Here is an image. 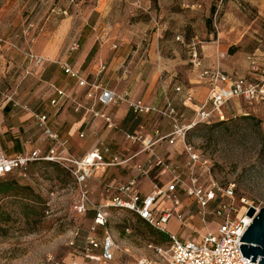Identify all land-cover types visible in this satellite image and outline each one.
I'll return each instance as SVG.
<instances>
[{"label":"rangeland","instance_id":"374dc122","mask_svg":"<svg viewBox=\"0 0 264 264\" xmlns=\"http://www.w3.org/2000/svg\"><path fill=\"white\" fill-rule=\"evenodd\" d=\"M108 25V36L100 41L106 47L101 57L108 63L121 58V67L142 82L190 86L197 78L190 55L194 45L203 66L240 73L250 83L264 81V0H0V103L15 104L23 92L22 72L31 64L25 55L63 56L74 41ZM13 51L18 55L11 58ZM226 111L225 121L197 123L186 132L185 142L206 161L196 166L200 185L233 187L234 199L222 197L221 203L225 215L236 218L248 206L264 207V100H234ZM150 155L138 162L154 183L166 176L159 175L156 157L178 166L188 180L190 166L182 146ZM1 186L12 191L0 194V264L69 263L70 240L78 232L81 241L93 216L92 211L86 216L73 211L80 187L70 172L57 162H32L26 176L1 178ZM217 205H211L206 217L210 230L221 222ZM191 210L199 220L196 229L205 232L196 204ZM169 227L181 240L192 231L181 224ZM108 229L136 256L152 255L146 246L156 238L133 214L111 211Z\"/></svg>","mask_w":264,"mask_h":264},{"label":"crops","instance_id":"0c3cea01","mask_svg":"<svg viewBox=\"0 0 264 264\" xmlns=\"http://www.w3.org/2000/svg\"><path fill=\"white\" fill-rule=\"evenodd\" d=\"M101 32L102 30H99L93 35L83 36L81 41L78 40L79 49L71 51L70 46L63 56L50 58L46 55L45 57L25 55L24 61L27 60L31 64L26 71L22 72L21 80H25V84L18 101H15L21 106L9 102L0 103L1 155L32 157L37 153L36 159L29 163L46 161L42 158L50 155L56 142L44 138L37 115H47L49 127L57 134L59 142L65 143L64 148H58L57 151V154L63 157L81 160L97 148H109V153L103 154L104 161L111 163L114 158H117L118 162L114 165L97 167L85 182V189L95 204L107 202L116 194L119 186L132 180H136L137 189L142 195H148L155 184L160 187L167 186L172 178L168 171L157 165V161L165 156L159 155L162 159L156 157L158 160L155 165L161 167L159 175L166 174V176L155 183L149 176V170L138 162L139 157L158 154L162 148L170 151L172 147H175L178 150L182 145L169 143L170 138L167 136L172 133L173 127L168 119L154 114L136 115L126 103L103 105L98 101L100 92H97L93 98H89L88 94L93 90L89 87H80L76 79L66 75L62 68L64 63L78 71L80 76L91 85L95 84L119 94L128 93L131 99L142 100L147 105L158 108H164L168 102H171L182 115V125H188L195 119V109L205 102L208 96V87L196 71L197 78L190 81V86L179 84L171 86L169 81L159 82L148 79L142 82L136 79L133 71L121 67V58L114 57L112 62L108 63L101 57L106 49L99 40ZM15 55L18 53L13 51L11 58ZM37 57L43 60L37 62ZM103 64L106 69L101 71ZM204 67L213 68L215 66L204 65ZM225 72L233 76L244 77L240 73ZM17 86L19 88L20 85ZM177 87L181 88L180 92L176 91ZM56 89H62L66 97L58 106H53L51 102L58 99ZM188 96H191V101L187 100ZM9 100H12V97H9ZM22 106H26L27 109ZM94 112L109 116L113 121V128H108L106 121L101 117H96ZM161 120L164 122L159 124ZM114 129L116 130L113 131ZM124 135L126 137L136 135L140 137V140L124 141ZM149 143H151L150 147H148ZM174 163L176 162L172 164ZM149 166L151 168V165ZM121 172L127 175L126 179L120 175ZM182 192L180 194L187 225L194 229L196 225L199 226V220L191 210L195 202ZM182 196L185 198L182 199ZM162 204L164 206L160 207L163 209L172 206L168 201H163ZM93 219L92 216L91 223ZM171 224L179 225L180 223L171 219L167 227L169 233H172L169 230ZM192 236L189 234V239L194 238ZM199 238L195 237V239ZM185 239L187 238L183 240Z\"/></svg>","mask_w":264,"mask_h":264},{"label":"built area","instance_id":"2783aa9c","mask_svg":"<svg viewBox=\"0 0 264 264\" xmlns=\"http://www.w3.org/2000/svg\"><path fill=\"white\" fill-rule=\"evenodd\" d=\"M108 33L109 25L103 28L99 40L105 41ZM79 47L77 40L72 43L70 50L75 51ZM113 48H117V46L113 45ZM190 55L194 71L208 87V96L206 101L195 109L196 117L188 125L181 124L182 115L178 113L171 102H168L164 108L147 105L142 100L131 99L128 93L119 94L95 84L91 85L68 64L64 63L62 65L65 74L76 79L80 87H89L93 90L88 94L89 98H93L97 92H100L98 101L103 105L126 103L136 115L154 114L168 119L173 127L172 133L167 136V138H170L169 143L171 145L182 144L190 166L188 180L186 181L178 166L168 165L162 160H158L157 165L162 166L172 175V180L167 186L160 187L155 184L148 195H142L137 189L136 180H132L119 186L116 189V194L107 202L95 204L91 201L88 191L85 189L87 178L97 167L114 165L118 162V159L114 158L111 163L104 161L103 154L109 153L107 147L97 148L81 160L66 158L57 154L58 148H64L65 143L59 142L57 134L49 127L47 115H37L44 138L56 142L55 147L50 151V155L42 159L62 164L80 187V199L74 204L73 211L80 216H86L90 210L95 212L94 219L81 241L77 242L78 232L70 240L69 246L72 249V259L67 264H109L113 262H117V264H255L251 262L252 258L246 259L243 257L240 250L243 242L240 241L252 223L253 218L248 215L249 211L252 208L255 210L259 208L248 206L245 212L236 218L226 216L224 213L226 207L222 205L221 198L234 199L233 187L222 190L214 182L208 188H204L199 184L196 166L206 164V161L201 162L193 147L185 142V134L197 123L209 122L214 119L227 120L226 109L234 100L243 99L249 103L264 100V81L250 83L244 77L230 75L218 66L205 68L195 45L192 47ZM42 60L41 57L36 58L37 62ZM105 69L106 66L103 64L101 71ZM176 91L180 92L181 88L177 87ZM56 93L58 99L51 102L53 106H58L66 97L62 89H56ZM187 100L191 101V96H188ZM15 105L21 106L18 102H15ZM22 107L27 109L26 106ZM94 115L103 118L108 128H113V121L109 116L98 112H94ZM128 139L136 142L140 140V137L128 136ZM150 144H148V147H150ZM36 155L37 153L32 157H6L0 154V179L14 173L26 176L28 163L36 159ZM181 191L187 197L193 199L199 209L198 215L201 216L203 227L206 230L200 233L194 228L189 233H197L200 237L199 241H196L195 238L181 240L175 234L170 233L167 244L155 245L150 243L146 246L152 255L136 256L129 246H123L120 240L109 231V213L112 208L128 210L161 231H168L167 227L171 219L177 220L183 227H188L182 207ZM163 201L170 202L172 204L171 208H161L160 202ZM216 201H218V205L215 215L221 222L217 224L215 230H210L206 217L209 208ZM229 211L235 210L229 207ZM259 259L258 257L256 264H259Z\"/></svg>","mask_w":264,"mask_h":264},{"label":"water","instance_id":"95a60500","mask_svg":"<svg viewBox=\"0 0 264 264\" xmlns=\"http://www.w3.org/2000/svg\"><path fill=\"white\" fill-rule=\"evenodd\" d=\"M248 215L254 218L241 238L240 242H243V244L240 250L244 258H252V263L256 264L257 258L259 257V264H264V207L257 213L252 208Z\"/></svg>","mask_w":264,"mask_h":264},{"label":"trees","instance_id":"16d2710c","mask_svg":"<svg viewBox=\"0 0 264 264\" xmlns=\"http://www.w3.org/2000/svg\"><path fill=\"white\" fill-rule=\"evenodd\" d=\"M10 191H12V188L11 187H7V186H1L0 187V194L9 193ZM216 203H218V201H216L213 204H216ZM111 211H127V212L133 214L135 217H137L142 223L145 224V226H146V228L148 230V233L151 236H153V237L156 238L155 243H151V244H155V245H165V244H167L169 242V235H170V233L168 231H161V230H158V229L154 228L153 226H151L150 224H148L145 220L141 219L140 217H138L137 215H135L134 213H132V212H130L128 210L112 208V209H110V212ZM94 216H95V212H93V218H94Z\"/></svg>","mask_w":264,"mask_h":264},{"label":"bare ground","instance_id":"6f19581e","mask_svg":"<svg viewBox=\"0 0 264 264\" xmlns=\"http://www.w3.org/2000/svg\"><path fill=\"white\" fill-rule=\"evenodd\" d=\"M259 210H260V209L256 210V213H257ZM252 218H254V217L252 216ZM252 221H253V219H252Z\"/></svg>","mask_w":264,"mask_h":264}]
</instances>
